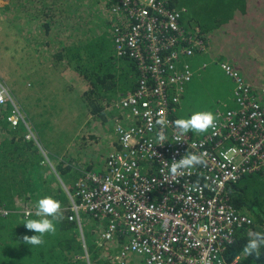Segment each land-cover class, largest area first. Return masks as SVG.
Wrapping results in <instances>:
<instances>
[{
    "label": "built area",
    "instance_id": "1",
    "mask_svg": "<svg viewBox=\"0 0 264 264\" xmlns=\"http://www.w3.org/2000/svg\"><path fill=\"white\" fill-rule=\"evenodd\" d=\"M184 12L166 0H114L109 12L115 53L135 62L138 86L109 107L124 121L118 120V144L104 169H80L66 194L72 222L81 226L82 214L105 221L104 246L124 240L111 264H129L134 256L142 264H242L240 257L227 260L226 250L253 220L230 204L227 192L247 176L264 182V87L248 83L233 65L215 62L233 82L231 103L216 108L215 130L188 132L178 142L172 122L179 99L208 68L201 62L209 53L201 27H183ZM6 104L9 93L0 86V107ZM13 108L10 126L24 125L25 139L37 141L24 109ZM158 120L166 122L163 128ZM187 153L202 155L205 164L173 177V160ZM35 212L25 210L23 218ZM11 214L0 205V219ZM84 250L81 259L92 264Z\"/></svg>",
    "mask_w": 264,
    "mask_h": 264
},
{
    "label": "trees",
    "instance_id": "2",
    "mask_svg": "<svg viewBox=\"0 0 264 264\" xmlns=\"http://www.w3.org/2000/svg\"><path fill=\"white\" fill-rule=\"evenodd\" d=\"M9 1L10 4L6 7L8 15L13 18L14 25H20L18 30L26 40L28 38L27 42L40 44L49 56L59 57L62 61L67 59L76 74L88 84L83 101L79 100L90 112L86 114L87 121H82L85 123L83 132L87 136H84L83 140H72L73 145L69 148L70 152L65 160L58 161L56 156L52 155L58 161L59 173L66 177V181L71 182V173L80 171V167L92 170L95 164L101 163L102 160L106 165L109 155L102 152V145L113 148L118 144V111H110L109 107L114 99L134 91L138 86V71L133 61L119 58L115 53L112 22L109 19L114 0H91L89 3L87 0ZM166 1L170 9H185L182 21L185 29L195 25L201 27L203 39L213 57L216 58L214 52L220 58H216L217 60L228 58L214 50L215 32L223 30L220 41L228 45L226 32L234 26L235 20L257 19L258 24L252 31L244 30L243 43H253L254 39L251 38L254 37L259 42L264 38V0ZM102 4L104 7L100 9ZM34 34L37 37L31 38ZM37 34L43 35V38ZM221 51L229 53L231 49L222 48ZM231 63L246 80L252 82L253 72ZM213 86L210 85V90ZM11 114L10 104L0 107V205L8 206L14 214L7 219H0V264H86L81 259L83 244L79 228L69 220L68 199L63 206L64 218L57 223L55 235H46L45 243L40 246L27 245L23 241L25 235L32 236L36 233L23 225L25 220H18L19 215H15L18 211L15 198L31 196L34 189L38 188L46 189V194L56 199L59 189L55 190L51 177H45V174L39 172L40 168L28 167L32 163L41 164V157L38 153H31L29 145L22 142L24 133H20L21 127L11 128L8 123ZM31 126L33 127L32 124ZM98 140L103 141L100 147L87 146ZM83 149L87 152L84 153ZM38 174L45 181H42ZM227 194L230 204L238 211L248 212L253 220L252 226L236 232L234 242L226 250L227 260L240 257L242 264H264V246L259 250V258L255 254L249 256L243 252L245 245L253 238L252 233H264V182L259 176H247L231 185ZM31 199L34 202L35 198L31 196ZM30 218L37 219L35 215ZM106 227L105 221L92 217L85 219V243L92 264H111L114 261L115 253L109 252L106 249L108 246L101 242V234ZM123 241L117 242L119 246Z\"/></svg>",
    "mask_w": 264,
    "mask_h": 264
},
{
    "label": "rangeland",
    "instance_id": "3",
    "mask_svg": "<svg viewBox=\"0 0 264 264\" xmlns=\"http://www.w3.org/2000/svg\"><path fill=\"white\" fill-rule=\"evenodd\" d=\"M87 1L89 3L91 0ZM9 2V0H0V86L6 87L8 90L9 104L12 107V111L14 109L13 105L15 107L23 106L22 108H24L28 121L37 130H35L37 141L27 140L25 137L24 141L22 140V142L29 145L32 150L31 153H38L41 157L39 159L41 164L32 163L28 167L40 168L39 172L45 174V177H51L54 183L53 187H55V190L59 189V195L56 200H59L62 206H65L68 199L66 189L71 183L66 181V177L59 173L57 169L59 166L58 161L52 155L56 156L65 153L62 156L63 160H65L66 155L70 152L69 148L73 145L72 140L74 138L83 140L82 138L87 136L83 132V124L85 123H82V121H87L86 114L90 112L84 107L83 102L81 104L79 100L83 101V95L88 89V84L82 77L76 74L67 59L62 61L59 57L49 56L48 52L40 44H30L27 42L28 38L26 40L18 30L20 25H14L13 18H10L8 15L6 7L10 4ZM103 7L104 4H102L100 9H103ZM256 21L257 19L254 18L253 20L247 18V20L233 21L235 23L234 26L226 32V40L229 41L228 45L222 44L220 41L223 33L221 29L215 32L213 45L217 53L227 57L237 67L253 72L251 77L252 82L243 77L248 83L253 86H264V38L261 42L257 41L256 37L251 38L254 39L253 43L248 42L245 44L242 42L244 30L252 31L258 24ZM35 34L31 38H36ZM37 35L43 38V35ZM222 48L231 49V52H222ZM213 54L217 59H220L216 53L213 52ZM216 58L213 57L209 48L208 55L201 62L202 64L207 63L208 68L202 71L199 76H196L192 83L185 88L183 99L181 100V111L177 113L178 119H188L196 112L211 111L214 114L219 104L222 106L223 104L231 103L230 96L234 88L233 82L215 64V62H221ZM228 59L223 61L233 65ZM49 64L51 65L50 72L56 68V77L54 76L53 83L49 79H43L40 74H31L32 69L35 68L39 73H47ZM24 66L26 80L25 83H22L19 72H24ZM27 83H29V86H27ZM211 84L214 86L210 90ZM47 92H51L52 97L49 96L47 98L46 106ZM50 107L52 112L48 110ZM121 115L122 112L118 111V120L120 119V122L124 121V117H121ZM20 127V133L25 134L26 127L24 125ZM102 142L99 140L92 141V144L87 146L100 147ZM111 150L112 148H106L102 145V152H107V156ZM83 151L84 153L87 152L86 149H83ZM104 167L105 161L102 160L101 163L95 164L92 170L100 172ZM41 179L45 181L43 178ZM46 193V189L39 190L35 188L34 194H30L35 198L34 202L29 195H24L20 198L17 196L15 201L18 210L34 209L36 211L37 201L44 196H49ZM7 208L9 207L7 206ZM81 216L84 230L79 233L82 243L85 245V219L89 218V216L85 214ZM18 220L24 221L26 219H21L19 216ZM106 249L116 254L119 250V244L114 242L106 247ZM141 260L140 257L134 256L133 264H142Z\"/></svg>",
    "mask_w": 264,
    "mask_h": 264
},
{
    "label": "clouds",
    "instance_id": "4",
    "mask_svg": "<svg viewBox=\"0 0 264 264\" xmlns=\"http://www.w3.org/2000/svg\"><path fill=\"white\" fill-rule=\"evenodd\" d=\"M133 63L135 64L134 61ZM181 107H182V102L177 110V113L181 111ZM157 123L160 124L163 128L166 122L164 120H158ZM172 123L176 130L175 139L178 142L182 139V136L187 134L189 131H193L195 133L200 134L207 132L209 129L215 130L217 127L216 116L211 111L196 112L188 119H183V118L176 119ZM157 136L160 142H163L166 139V136L164 135L162 130L157 134ZM204 164H205V160L202 155L187 153L179 161L173 160L170 171L172 176L176 177L183 175L184 169H190L193 166L204 165ZM79 169H84V168L80 167ZM71 174L73 175L71 177L73 181L74 178H77V172H72ZM9 210L12 211L11 209ZM22 212L24 211L19 209L15 213V215L17 214L21 217V219H23ZM12 215H13V211L10 216ZM27 215H31V214H27ZM35 216L37 217V219L28 218L25 220L23 225L29 231L35 232L36 235H32V236L25 235L23 237V241L27 245L40 246L45 243L44 237L46 235H55L57 231V227H56L57 223L61 222L64 218L63 206L59 200H56L51 196H44L43 198L37 201V210L35 212ZM251 235L253 238L250 239L249 242L245 245L243 252L244 254L249 256L255 254V256L259 258L260 256L259 250L261 246H264V233L256 232V233H252ZM85 246L87 248L86 243Z\"/></svg>",
    "mask_w": 264,
    "mask_h": 264
},
{
    "label": "crops",
    "instance_id": "5",
    "mask_svg": "<svg viewBox=\"0 0 264 264\" xmlns=\"http://www.w3.org/2000/svg\"><path fill=\"white\" fill-rule=\"evenodd\" d=\"M25 50H26V45H25ZM24 50V51H25ZM222 62H224V61H222ZM50 64L48 65V68H49V70H47V73H39L38 71H37V69L35 68V69H32V73L31 74H33V73H37V74H40L41 75V77L43 78V79H49L50 80V82L51 83H53V81H54V76L56 77V68H55V70L54 71H51L50 72ZM30 74V73H29ZM19 75H20V79H21V81H22V83H25V80H26V71H25V66H24V72H19ZM27 86H29V83H27ZM52 97V94H51V92H47V97H46V100H45V105L47 106V98L48 97ZM232 96H233V94H232V92H231V96H230V99H232ZM21 103V102H20ZM22 104V103H21ZM23 105V104H22ZM21 105V106H22ZM23 107V106H22ZM24 109V108H23ZM50 112H52V110H51V107L48 109ZM61 120V119H60ZM64 120H66V119H64ZM34 128V127H33ZM37 134V133H36ZM65 155V153L64 154H58V155H56V158H57V160L58 161H61V160H63V157L62 156H64ZM17 198V197H16Z\"/></svg>",
    "mask_w": 264,
    "mask_h": 264
},
{
    "label": "bare ground",
    "instance_id": "6",
    "mask_svg": "<svg viewBox=\"0 0 264 264\" xmlns=\"http://www.w3.org/2000/svg\"><path fill=\"white\" fill-rule=\"evenodd\" d=\"M180 100V99H179ZM181 101V100H180ZM70 220V219H69ZM70 222H72L71 220H70ZM72 223H74L78 228H79V231H83L84 230V228H83V222H82V225L80 226V225H78L76 222H72ZM83 244V243H82ZM83 246H84V244H83ZM88 250V249H87ZM84 252H85V250H84ZM85 254V253H84Z\"/></svg>",
    "mask_w": 264,
    "mask_h": 264
}]
</instances>
